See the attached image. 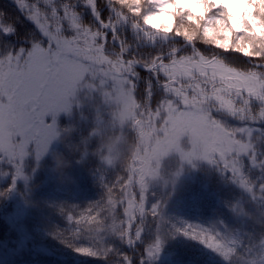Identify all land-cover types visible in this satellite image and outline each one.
<instances>
[{"label": "rangeland", "instance_id": "obj_1", "mask_svg": "<svg viewBox=\"0 0 264 264\" xmlns=\"http://www.w3.org/2000/svg\"><path fill=\"white\" fill-rule=\"evenodd\" d=\"M186 2L193 6L199 4L203 8L205 14L202 18L208 26L207 33L211 34V39L217 46L224 49L240 50L244 55L250 56L248 54L250 44L242 39L246 33L255 35V28H261L254 16V8L256 11L259 9L255 5L256 0H248L246 7H251V12L246 14L245 11H242L240 13L239 22L236 25L238 31L232 26L233 13L226 7L227 4L237 3L238 0H220L219 4L215 3V0L212 2L210 0H186ZM147 3H149L148 0ZM149 4H151L152 12L145 16L146 24L155 16L172 15L176 12H186L201 18L198 14L192 13L190 9H176L175 0H152ZM169 5L173 6L172 10L165 11ZM206 5L210 10H219L223 13L208 15ZM0 7L7 9L14 17L19 18L18 21L26 26L25 33L28 34L33 30L32 25L17 12L13 0H0ZM218 37H223V39H218ZM181 61L184 62L175 63L168 70L169 73L178 76L176 79L187 77L185 73H192L194 68L193 64L185 61L184 57L181 58ZM97 68L103 77L99 89L94 88L91 92L78 93V99L73 101L71 114L60 113L57 115L65 123L64 128L71 137V142L68 145H63L57 151L61 161L58 163H51L49 160L47 162L40 161L43 163L41 173L33 160L26 161V165L30 168V174H25L28 179L23 182L28 183L31 178L40 176L36 181V190L29 193L26 199L32 195L39 196L42 199L40 200L41 205L46 207L45 211H51L54 216L62 217V229H73V224L67 221L60 210L64 209L67 214L74 215L75 220L82 214L91 211L90 206L99 204L104 208L110 197L105 196L104 187H108V192L115 189L109 187L113 184L110 180V170L117 168L120 164L118 160L121 151H124L125 145L129 142L127 133L134 132L140 135L146 130L149 132V135L144 139L147 145L146 151L150 158L162 164V175L159 173L155 187L148 186L150 192L147 202L151 205L155 201V204L159 205V211L163 217L175 229V231L172 227L168 229L171 234L163 238L159 253L148 264H227L217 250L229 249L230 245L240 248L241 243H243L244 249H247L250 241L253 246L257 240L264 243V195L257 191L256 199L252 200L248 196L242 195L234 185L228 183L226 174H220L224 158L231 157L238 152L240 142L245 139L239 135L235 124L242 115L246 117V113L237 112V122L229 121L228 125L224 126V130L222 129L223 132L219 126L220 129L214 137L210 127L211 108L205 107L199 113L191 110L179 112L164 110L152 118V115L148 116L150 108L145 104L139 109L144 116L136 118L135 109L139 105L135 103L131 92L127 93L123 90L124 85L111 75L106 80L104 73L109 72L101 70L100 66ZM212 68V66H207L201 73H210ZM213 73H226L225 76H230L228 80L217 78L215 79L217 83H213L214 88H219L216 90L218 93L215 98L217 104L226 95H229V92L231 98L236 99V92L240 88V84L244 88L255 90L258 87V82L250 75L251 80H246V82L255 87L243 84L239 75H237L238 78L236 75L233 78L237 71L232 70L231 72L223 69L220 72L214 70ZM105 84L108 86L105 87ZM117 86L121 87L119 91H115ZM202 93L206 96L209 94L206 88ZM230 111L217 116V121L221 126L224 125L221 123V119L227 120L223 114H229ZM50 119L45 117L46 121ZM151 119H153V123L149 124ZM258 127L264 129V125ZM78 131L82 133L83 144H76L75 132ZM100 145L102 146L100 147ZM46 154L49 155L47 152ZM209 160L214 163H209ZM48 162L53 164L52 167L44 166ZM83 162L88 165L86 173L83 175L78 173V177L72 176V180L80 179V183L77 185L80 188L59 189L56 185L60 183L72 184L74 182L68 179L65 173H70L72 169L78 167L79 169L83 168ZM249 175L254 183L264 182V174L258 169L251 170ZM228 179L231 177L229 176ZM23 182L21 181L22 184ZM52 187L55 194L48 198L46 192ZM115 187L117 188L118 184ZM86 191H89L90 196L85 193ZM206 196L211 197L213 206L205 201ZM123 197L125 199L118 202L127 201L130 205L129 212L134 210L139 212L135 207L136 201L130 202L127 194H123ZM111 199L114 203L117 202L113 197ZM137 203L139 206L141 205L139 201ZM27 206L25 201L17 203L15 220L28 223L25 221ZM105 217L109 220L112 218L110 206L107 207ZM44 221L40 222L39 233L34 239L36 244L33 246L28 242L30 237L27 235L26 225L18 229L19 235L6 233L0 237L3 244L10 248L13 256L20 258V264H40V260L45 264H93V262L83 259L82 255L76 251L63 250L59 243H55L56 241L48 243L44 235ZM151 238L152 233L149 230L144 239L151 240ZM102 243L104 246L112 247L117 254L124 255L126 250H130L115 237L109 236ZM182 244L188 248L187 258L180 262L172 260L170 245L177 250L184 247ZM209 246L212 250L209 249ZM57 249L65 251V253L58 252ZM229 250L231 251V249ZM261 255L262 252L257 248L251 256L245 254V259L258 260ZM114 256L118 257L115 254ZM100 264H121V261L117 258L112 261H100ZM233 264H237V261L233 260Z\"/></svg>", "mask_w": 264, "mask_h": 264}, {"label": "snow or ice", "instance_id": "obj_2", "mask_svg": "<svg viewBox=\"0 0 264 264\" xmlns=\"http://www.w3.org/2000/svg\"><path fill=\"white\" fill-rule=\"evenodd\" d=\"M127 2L115 0L114 3L112 0L115 5H125ZM139 2L135 0V3ZM77 3L89 9L96 24H85L82 21L81 14L76 11ZM13 4L33 27L19 46L6 43L5 37L16 35L15 22L19 18L5 20L7 14L0 15V177H9L13 186L18 179L27 181V159L31 158L38 165L52 142L58 138L57 115L71 114L78 93L99 89L103 77L97 65L102 68L104 61L126 65L130 73L128 78L136 89L140 90L143 80L144 95L151 93V102L159 94L158 103L166 98L171 99L168 88L170 83L174 87L177 81L170 79L168 70L175 63H183L182 56L185 60L191 57L194 61L205 63L215 58L223 60L227 65L225 57L229 55L228 51L216 49L215 53H207L194 41L189 43L179 35L176 39L181 40L182 44L178 47L158 48L154 38L146 43L140 41L137 47L142 45L154 51L146 54V57H137L131 43L120 35L121 27H128L127 17L124 12L111 6L110 0H104L111 13L108 19H102L99 15V0H13ZM141 11L137 8L128 9L132 16H140ZM136 27V24H132L129 29ZM106 33L110 34V39ZM133 40L137 41L139 37L133 35ZM167 43L165 38L163 45ZM221 52L223 56L219 55ZM233 55L241 56L240 53ZM244 58L251 59L248 56ZM228 67L236 69L235 65ZM260 67L259 63L252 65L248 75L261 81L258 75ZM138 69H143L147 75L141 77ZM237 70L241 73L245 71ZM190 75L195 78V73ZM179 82L186 83L184 80ZM236 97L229 99L228 103L234 109L239 105L236 110L246 113V117L242 115L235 124L239 135L245 139L240 142L238 152L224 158L220 174H226L228 183L239 189L242 195L255 200L257 191L264 195V182L254 183L249 175L253 169L264 174V129L258 127L264 125V91L245 88L241 92L238 89ZM48 115L52 117L51 123H45ZM223 115L227 117V120L221 119L225 125L236 119L228 113ZM209 163L214 161L209 160ZM229 176L231 179H228ZM4 194L0 192V195ZM133 199L138 200V197L134 196ZM108 206L111 207L110 220L105 217ZM129 207L127 201L114 203L110 196L104 208L99 204L90 206L91 211L75 220L74 215L61 209V214L73 224V230L71 236L59 232L56 236L68 246H73L74 241H86L85 246L74 248L79 255L107 259L115 254L121 264H132V257L115 253L112 247L104 246L102 241L109 236L115 237L130 249L143 241L140 253L142 259H138L137 264H148L159 253L163 238L171 234L168 229H174V226L169 225L155 201L150 205L145 200L139 212H129ZM149 230L152 238L144 240ZM97 244L100 246L97 247ZM257 248L262 252L258 260L245 259V254L251 256ZM209 249L212 250L211 246ZM229 249L217 250L227 264H233V260L237 264H264V243L259 240L255 246L250 241L247 249H244L243 243L240 248L230 245Z\"/></svg>", "mask_w": 264, "mask_h": 264}, {"label": "trees", "instance_id": "obj_3", "mask_svg": "<svg viewBox=\"0 0 264 264\" xmlns=\"http://www.w3.org/2000/svg\"><path fill=\"white\" fill-rule=\"evenodd\" d=\"M261 4H264V0H261ZM261 4H259V5H261ZM119 10L122 11L121 8H119ZM255 14L258 17L261 25L264 26V21L262 18L263 14L261 13V11H256ZM173 16L175 19V23H174L173 28H172V33H174V34L161 35L160 33L156 32V31H151V30L143 27L142 25H140L138 23L137 20L134 19V16L128 15V18H127L128 27L127 26L121 27V32H120L121 38H124V39L128 40L129 43H131L132 48H133V52L135 53V55L137 57H139V56H145L146 57V54L154 51L151 48H144L142 45L140 47H137V45L140 43V41H143L146 43V42H149L150 39L154 38L158 43V48L160 46H164V47L180 46L182 44V41L176 39V36L179 35V36L183 37L184 39H186V32L190 31L192 29V27H193L192 21H195L196 19L195 18L188 19L185 15H182V14L177 15V13L174 14ZM102 19H108L107 15H104V17ZM132 24H136L137 27L135 29L130 30L129 28H131ZM196 25H197V22H196ZM196 31L197 32L202 31L201 28H199V24L196 27ZM202 33H203L205 40L208 41V44L206 45L204 43L195 42L200 48L204 49L207 53H215L216 49H220L216 46L215 47L211 46L214 44L212 39L205 32H202ZM133 35L138 36L139 40L134 41ZM165 38L168 41L167 45H163V41L165 40ZM245 38H246V41L248 43H250V46H251V54L252 55L249 56V57H251L250 60L264 63V59H256L257 57L264 58V36L261 38V37H257L254 35L245 34ZM187 41H189V40H187ZM191 42H193V41H191ZM142 48H144V50ZM228 52H229V55L227 57H225V59L227 60V65L224 63L223 60H216V62L218 64V68L220 70L227 69L231 72H232V70L238 72L237 69H244V70L250 69V67L252 65H250L242 55L241 56L233 55V53H239L238 51L229 50ZM219 55L223 56V53L221 52V53H219ZM228 65H235L236 69L230 68V67H228ZM107 68H109V67H107ZM121 74H123L127 78L130 75V73H121ZM128 80L133 84L132 80H130L129 78H128ZM143 87H144L143 80H141L140 90L136 89V100H137V102L140 103V106L137 108L136 112L140 109L141 106H143L145 104L146 105L149 104V101H150L149 98L151 97V93L148 94L149 98L147 99L144 95ZM158 100H159V94H157L156 98L151 99V102H150L151 103L150 104L151 111L154 110L153 112H155V110L158 109L159 104H160V103H158ZM174 102L178 107H184V106H186V104H189L187 101H182V102L174 101ZM139 117H140L139 115H136V118H139ZM142 135L144 137L143 139H145L148 136L147 133H144ZM134 139L135 140H133V142L129 141L127 143V145H125V149H126V153H127L125 156V159H124V163H123V169L125 171H128L133 165H136L138 163L137 155H140L142 157L146 156L145 147L141 144H138L137 138H134ZM134 145H140L141 148L138 150L136 148L137 146H134ZM114 178L120 179L123 182V184L126 186L127 189L123 190V192L130 191L131 193H133L135 195V197H138V200L134 199L136 201L135 207H137V210L141 211L140 206L137 202L139 201L140 204H143L145 202V200H147L148 188L140 186V182H138V180H136L134 182L133 181L134 175L132 177L130 172H124L122 174L121 173L120 174H114ZM134 195H132V196L134 197ZM207 197H209V196H207ZM132 199L133 198H131L130 201H132ZM142 243H138L134 249L126 250L124 252V255H130L132 257V263L133 264H137L138 256L141 253L142 247L144 246Z\"/></svg>", "mask_w": 264, "mask_h": 264}, {"label": "clouds", "instance_id": "obj_4", "mask_svg": "<svg viewBox=\"0 0 264 264\" xmlns=\"http://www.w3.org/2000/svg\"><path fill=\"white\" fill-rule=\"evenodd\" d=\"M113 2L115 3V0H113ZM210 2H212V0H210ZM219 2H220V0H215V3L219 4ZM247 3H248V0H238L237 3L226 5V7H228V10L233 13V18H232L233 28H236V25L239 22L240 13L242 11H245L246 14L248 12L252 11L251 7H246ZM116 6L121 8V10L124 11L127 15H130L128 13L129 8L140 7L141 9H143L145 7V4H143V3L137 4V3H135V0H128V2L125 5L116 4ZM172 8H173V6L169 5L165 9V11H171ZM175 8L176 9H190L192 13H196L201 17H203L205 14L203 8L199 4L193 6L192 4L187 3L186 0H175ZM258 8H264V4L258 5ZM144 14L145 13L142 10L140 16L134 17V19L137 20L140 25H142L143 27H145L151 31H156V32L160 33L161 35L174 34V33H172V28H173V25L175 23L174 16H172V15H158V16H155L154 18L150 19L147 24H144V21H143V15ZM177 15H179V13H177ZM252 23L254 24L255 22H252ZM192 25H193L192 29L190 31L186 32V39L189 41H194L197 43H204L207 45L208 41L205 40L202 31L201 32L196 31V27H197L196 22L192 21ZM236 30L238 31L239 29L236 28ZM255 35L257 37L264 35V26H262L261 28H255ZM218 39H223V37H218ZM211 46L215 47L214 44ZM223 50L229 51L231 49L226 48ZM249 51L251 53V50H249ZM240 54L244 55L243 52H241Z\"/></svg>", "mask_w": 264, "mask_h": 264}]
</instances>
